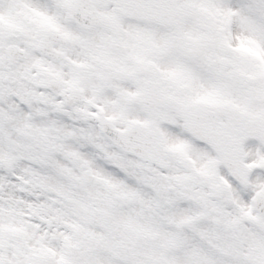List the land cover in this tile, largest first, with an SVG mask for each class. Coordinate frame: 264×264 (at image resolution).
I'll return each mask as SVG.
<instances>
[{
    "label": "snow or ice",
    "instance_id": "1",
    "mask_svg": "<svg viewBox=\"0 0 264 264\" xmlns=\"http://www.w3.org/2000/svg\"><path fill=\"white\" fill-rule=\"evenodd\" d=\"M0 264H264V0H0Z\"/></svg>",
    "mask_w": 264,
    "mask_h": 264
}]
</instances>
